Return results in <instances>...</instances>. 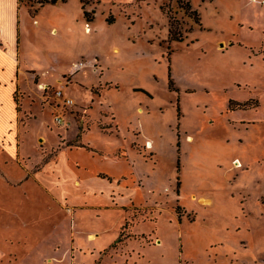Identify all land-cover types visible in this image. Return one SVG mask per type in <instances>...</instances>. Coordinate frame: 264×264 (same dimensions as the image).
Wrapping results in <instances>:
<instances>
[{"label": "rangeland", "instance_id": "1", "mask_svg": "<svg viewBox=\"0 0 264 264\" xmlns=\"http://www.w3.org/2000/svg\"><path fill=\"white\" fill-rule=\"evenodd\" d=\"M19 2L0 0V102L17 17L22 67L44 73L14 93L20 137L0 139V264H264L262 0H191L200 22L177 0Z\"/></svg>", "mask_w": 264, "mask_h": 264}, {"label": "crops", "instance_id": "2", "mask_svg": "<svg viewBox=\"0 0 264 264\" xmlns=\"http://www.w3.org/2000/svg\"><path fill=\"white\" fill-rule=\"evenodd\" d=\"M15 1H16L17 6L20 7L19 0H15ZM1 15H2V10H1V7H0V16ZM14 23H15V26H14L15 27V42H16V48H17L16 55L14 54V58L12 59V61L10 63L5 62L4 65L2 66V71H12V78H11V81H10L13 84V88L11 89V94H10L11 95L10 96L11 103L10 104H6L5 102H0V125L2 124V117L4 115L3 113H4L5 108L7 107V105H8V107H10V109L12 111V114H13V116H12L13 119L12 120H15L13 122H10V127L8 126V128L7 129H4V131L0 129V139H4V140L10 141V142H12L13 140H15V138L17 139L18 137H20L19 131L14 132L15 129L11 130L12 128H15L14 125L15 124L17 125L18 121L20 120L18 118L17 112L15 111L16 110V104H15V100H14V93H15V91L17 89L22 90L23 89L22 88L23 85L24 84H27L26 82H29V76H28V74L32 70L36 71L37 73H40V71L37 70L34 66H25V67H22V64H21V61H20L21 59L19 57V48H20V40H21L22 32H21V29H20V21H19L18 17L15 19ZM0 49H3L4 51H6V50L9 49L8 48L7 41L1 35H0ZM75 63L76 62H74L69 67V69L67 71H71L73 69ZM42 73H44V71H42L40 74H42ZM5 84H6V82H2L0 80V90L4 88L3 86ZM19 151L21 153V148H20ZM10 153H14V151H11V149H10ZM21 155H25V154L22 153ZM118 158H126V156H119ZM123 165L125 166V168H127L128 165L130 166V164L128 162H125ZM100 177L101 178H105V179L109 180L110 182H112L115 179L116 176L113 175V174L107 173V172H102V174L100 175ZM92 204L99 205V206L102 207L103 204H105V203L104 202H102V203L101 202L100 203L99 202H97V203L92 202ZM132 205H121V208H123V210H124V212H125V214L127 216L126 224L123 226V228L124 227H127L128 221L130 220V213H131V206ZM71 211L74 212L73 210H71ZM129 224H130L129 226H131L134 223L133 224L129 223ZM120 233H122V231H120ZM120 233L118 235L119 237L121 235ZM100 235L101 234L99 232H90V233H88V237L92 238L93 240L97 239ZM118 236H117V241H118V238H119ZM115 241H116V239H115ZM113 257H117V258H120V259L122 258V260L124 262L126 261V256L123 258L121 255L117 254V255L111 256V258H113ZM103 258L104 257H102V259ZM120 264H121V262H120ZM124 264H126V263H124Z\"/></svg>", "mask_w": 264, "mask_h": 264}, {"label": "built area", "instance_id": "3", "mask_svg": "<svg viewBox=\"0 0 264 264\" xmlns=\"http://www.w3.org/2000/svg\"><path fill=\"white\" fill-rule=\"evenodd\" d=\"M262 3L264 4V0H262ZM81 66H84V63L75 65L77 68H80ZM64 79L65 80L61 87L57 88L53 95L57 106V110L54 112L53 118L56 124L66 127L70 125L66 114L68 113V110L73 108L76 104V100L67 94V87L72 83V80L69 77H65Z\"/></svg>", "mask_w": 264, "mask_h": 264}, {"label": "trees", "instance_id": "4", "mask_svg": "<svg viewBox=\"0 0 264 264\" xmlns=\"http://www.w3.org/2000/svg\"><path fill=\"white\" fill-rule=\"evenodd\" d=\"M59 1H66V0H37V2L41 5V6H44L45 4H48V3H52V4H55ZM179 2V4L186 10V12H188L190 15H193L194 18H195V21L196 22H200V15H199V12L197 9H195L191 3L190 0H177ZM82 2V5H83V9H84V6H85V3L83 2V0H81ZM84 13H85V16L88 18V20L90 21L91 20V17H89V12L85 11L84 10ZM170 23H171V35L172 37L174 38H182L183 35L181 33L177 34L176 32H174L173 30V23H172V17H170ZM257 105L258 103L257 102H254L252 103L251 101H246V102H235V105H231V108H248L250 107L251 105ZM121 237H122V233L120 235V237L118 238V241L121 240Z\"/></svg>", "mask_w": 264, "mask_h": 264}]
</instances>
